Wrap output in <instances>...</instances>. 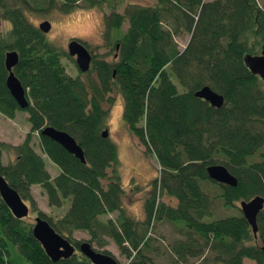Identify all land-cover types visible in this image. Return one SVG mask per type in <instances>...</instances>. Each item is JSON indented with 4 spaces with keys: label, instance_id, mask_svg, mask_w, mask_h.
Masks as SVG:
<instances>
[{
    "label": "trees",
    "instance_id": "obj_1",
    "mask_svg": "<svg viewBox=\"0 0 264 264\" xmlns=\"http://www.w3.org/2000/svg\"><path fill=\"white\" fill-rule=\"evenodd\" d=\"M105 1L0 0V23L8 26L0 28V114L12 118L20 110L4 85V54L14 50L18 59L12 72L28 99L23 111L29 124L20 143L0 141V175L57 234L74 246L81 242L73 237L75 231H84L89 236L84 241L97 247L109 238L126 264H155L150 254L158 247L152 233L161 221L174 225L179 235L168 243L173 264H243V259L264 264L257 244L264 203L256 216V237L240 213L205 220L215 198L235 210L240 200L264 199V80L251 75L242 61L246 53L258 54L264 43V3H121V12L102 17L101 39L114 50V59L92 56L84 79L70 76L60 61L66 52L26 13L101 9ZM182 34L188 38L178 48L174 38ZM202 86L223 97L219 108L193 95ZM112 92L120 96L126 128L158 166L140 221L123 208L117 148L100 134ZM45 125L70 135L82 149L84 163L40 135ZM4 150L12 151L13 159L2 163ZM44 158L58 168L54 176ZM210 164L224 165L236 185L209 180L205 167ZM32 185L41 189L49 207L66 204V209L55 217L37 210ZM164 197L174 203H164ZM30 223L13 217L0 198V264H91L78 251L51 262L31 235Z\"/></svg>",
    "mask_w": 264,
    "mask_h": 264
},
{
    "label": "rangeland",
    "instance_id": "obj_2",
    "mask_svg": "<svg viewBox=\"0 0 264 264\" xmlns=\"http://www.w3.org/2000/svg\"><path fill=\"white\" fill-rule=\"evenodd\" d=\"M133 2L139 4H151L153 0H106L101 9L98 8H84L78 7L74 10L61 13L56 10H51L46 13L27 12L26 15L31 23L37 26L41 21H48L50 24L49 30L45 33V37L57 47L66 52V45L69 39L77 37L78 40L85 43L86 48L92 56L103 58L107 61L114 59V50L104 45L101 39L102 33V17L103 14H108L111 11L121 12V3ZM258 4L262 6L264 0H257ZM126 24L123 23L122 30ZM7 23H0L1 29H6ZM188 35L182 34L175 37L178 48L184 46ZM65 68V72L70 76H80L84 79V73H80L74 60L70 56L62 57L60 59ZM93 77V73L89 74ZM111 104L108 106L107 117L104 121V128L107 130L109 139L115 144L117 148V159L119 161V176L122 187L124 189V199L122 201L123 208L127 214L137 220H143V201L149 196L150 183L158 171L157 163L152 154H145L144 147L138 143L136 138L132 136L126 128L121 116V99L118 94L112 92ZM104 108H107L105 105ZM29 131V124L27 122V113L23 110H16L12 118H6L0 114V141L16 145L23 140L25 134ZM36 133L31 134V142L34 150L39 153ZM13 159V152L6 150L1 153V162L5 163ZM46 170L50 176H54L58 172L56 165L44 158L43 160ZM31 195L35 202L37 210L48 214L50 217H55L66 209L67 205L61 209L49 207L46 202L45 195L37 185L31 186ZM212 194L217 193L216 186L212 188ZM166 204H173L167 197L160 198ZM24 203L28 206V214L25 220L32 221L36 215L35 209H31L27 201ZM66 205V206H65ZM238 205V203H237ZM213 210L211 216L205 217V220H211L218 217L229 216L240 213L239 209L235 210L233 207L221 206V202L215 198L213 201ZM110 218L115 216V213L109 214ZM101 219H106L102 216ZM153 238L156 241L157 252L150 254L155 264H173L172 255L168 250V243L177 238L179 235L175 226L169 222H157L153 226ZM73 237L78 240L88 239V235L83 232H73ZM105 245L102 247L93 246L97 250H106L111 254L119 264H126L124 256L120 255L117 247L109 238H104ZM259 239L257 244H259ZM11 256H15V250L11 251ZM243 264H254L248 259H243ZM195 263V262H194Z\"/></svg>",
    "mask_w": 264,
    "mask_h": 264
},
{
    "label": "water",
    "instance_id": "obj_3",
    "mask_svg": "<svg viewBox=\"0 0 264 264\" xmlns=\"http://www.w3.org/2000/svg\"><path fill=\"white\" fill-rule=\"evenodd\" d=\"M36 27L40 32L45 34L48 32L50 24L44 20L39 22ZM66 54L73 58L74 64L80 73H85L89 69L91 54L78 41L73 39L69 40L66 45ZM17 59V53L14 50L5 52L3 59L6 70L4 85L18 108L24 109L28 105L25 90L11 71V68L17 63ZM242 61L251 75L258 77L260 80H264V43L261 44L258 54L251 55L246 53L243 55ZM193 95L215 108H219L223 103V97L207 86H202ZM39 134L54 141L67 153L73 155L79 162L84 163L82 149L66 132L45 125L39 131ZM100 134L102 137L108 136L105 128L102 129ZM205 173L207 178L215 183L230 187L236 185L235 177L222 164L207 165L205 167ZM0 198L13 217L17 219L27 217V205L1 175ZM263 203V197L255 195L248 200H240L237 205L241 216L250 227L253 237L257 235L256 216L262 210ZM30 232L51 262H55L60 258L69 257L76 249L91 264H118L112 255L94 249L87 241H81L75 248L72 243L57 234L47 221L37 214L32 218L30 223ZM259 242L260 250L264 254V227L261 230Z\"/></svg>",
    "mask_w": 264,
    "mask_h": 264
},
{
    "label": "flooded vegetation",
    "instance_id": "obj_4",
    "mask_svg": "<svg viewBox=\"0 0 264 264\" xmlns=\"http://www.w3.org/2000/svg\"><path fill=\"white\" fill-rule=\"evenodd\" d=\"M71 39H73V40H76V41H78L79 43H81L82 44V42L80 41V40H78V38L77 37H73V38H71ZM71 39H69V40H71ZM83 45V44H82ZM85 47V46H84ZM86 48V47H85ZM87 49V48H86ZM88 51V50H87ZM89 53H90V51H88ZM91 54V53H90ZM91 58H92V54H91ZM6 71V70H5ZM11 71H12V68H11ZM13 73V72H12ZM25 95H26V93H25ZM27 97V96H26ZM27 102H28V99H27ZM25 109V108H24ZM20 110H23V109H20ZM152 181V180H151ZM81 241H84V240H81ZM75 248H76V246H74ZM75 252L77 251L76 249L74 250Z\"/></svg>",
    "mask_w": 264,
    "mask_h": 264
},
{
    "label": "bare ground",
    "instance_id": "obj_5",
    "mask_svg": "<svg viewBox=\"0 0 264 264\" xmlns=\"http://www.w3.org/2000/svg\"><path fill=\"white\" fill-rule=\"evenodd\" d=\"M111 255V254H110Z\"/></svg>",
    "mask_w": 264,
    "mask_h": 264
}]
</instances>
